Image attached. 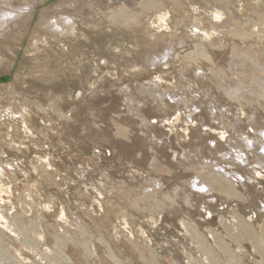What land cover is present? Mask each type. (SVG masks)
Wrapping results in <instances>:
<instances>
[{"label": "rangeland", "instance_id": "1", "mask_svg": "<svg viewBox=\"0 0 264 264\" xmlns=\"http://www.w3.org/2000/svg\"><path fill=\"white\" fill-rule=\"evenodd\" d=\"M59 1L0 27V264H264V0Z\"/></svg>", "mask_w": 264, "mask_h": 264}, {"label": "bare ground", "instance_id": "2", "mask_svg": "<svg viewBox=\"0 0 264 264\" xmlns=\"http://www.w3.org/2000/svg\"><path fill=\"white\" fill-rule=\"evenodd\" d=\"M13 2H14V0H0V27L3 25V24H5V23H7L8 21H11L12 19H17V18H19V16H20V14L22 13V12H24V10H23V8L21 7V6H15L14 4H13ZM103 5V3H102V1L101 0H60L54 7H55V9H54V13L55 12H63L65 9H70V10H72L73 12H87L88 10H91V9H93V8H95V7H98V6H102ZM45 10H47V9H45ZM66 11V10H65ZM68 11V10H67ZM60 14H62V13H60ZM58 15V16H62V15ZM69 15V14H68ZM55 16V15H54ZM58 16H57V18H58ZM74 16V15H73ZM21 17V16H20ZM52 18V17H51ZM50 19V17L47 19H44L43 20V22H44V24H46L50 29H51V31H53V32H59V33H62L63 34V32L65 31V32H69V31H71V26H70V23L72 22V16L70 17V15L69 16H62V17H60V21H62V23L64 24V26L62 25V23H61V25L62 26H58L57 25V23H56V20H55V22H52V21H50L49 20ZM53 19V18H52ZM59 19V18H58ZM77 20V19H76ZM26 21V20H25ZM23 22V21H22ZM73 23V22H72ZM60 25V24H59ZM74 26V25H73ZM75 27V26H74ZM58 34V33H57ZM61 35V34H60ZM246 137H248V136H246ZM245 137V138H246ZM251 137V136H250ZM258 137V136H257ZM259 137H261V136H259ZM263 137V136H262ZM262 137L260 138V139H262ZM251 140L253 139V137L252 138H250ZM257 139V138H256ZM260 139H258V140H260ZM247 140V139H246ZM245 140V141H246ZM249 140V139H248ZM158 141H160L159 139H158ZM250 141V140H249ZM254 141H255V139H254ZM155 142H157V141H155ZM247 142V141H246ZM263 142V141H262ZM261 142V145L263 144ZM251 144V146H252V142H250ZM229 144V143H228ZM248 143H246L245 145H247ZM255 144V143H254ZM244 145V146H245ZM248 146V145H247ZM247 146H245L244 148V150H246L247 151ZM229 147H230V145H229ZM231 147L233 148L234 146H232L231 145ZM249 147V146H248ZM257 148V147H256ZM230 149V148H229ZM228 149V150H229ZM234 149V148H233ZM241 149V148H240ZM255 149V148H254ZM234 150H236V149H234ZM244 150H241L242 152H240V153H242L241 155H243V151ZM248 150H250V148L248 149ZM238 151H239V149H238ZM237 151V152H238ZM245 151V152H246ZM235 152V151H234ZM248 152H252V150L251 151H248ZM227 153H228V151H227ZM239 153V152H238ZM247 153V152H246ZM245 153V154H246ZM264 153V152H263ZM224 154H226V152H224ZM231 154V153H230ZM237 154V153H236ZM249 154V153H248ZM261 154V153H260ZM227 155V154H226ZM238 156V154H237V158L239 159L240 158V160H241V157L242 156ZM224 156V155H223ZM232 156H233V153H232ZM236 156V155H235ZM244 156V155H243ZM263 156V155H262ZM250 157V156H249ZM264 157V156H263ZM262 157V158H263ZM209 158V157H208ZM226 158V157H225ZM232 157L230 156V158L229 159H231ZM246 158V157H245ZM248 158V157H247ZM222 159V158H221ZM223 160H225V159H223ZM234 160L236 161L235 163H238L239 161H237L236 160V158L234 157ZM234 160L232 159V161L234 162ZM246 160V159H245ZM249 160V159H248ZM264 160V159H263ZM207 161V160H206ZM209 161V160H208ZM211 162L213 161L212 159L210 160ZM226 161H227V158H226ZM225 161V162H226ZM203 162H204V160H203ZM200 162L201 163V165L203 166H201V165H199V167H202V168H204L203 170L205 171V174H208L210 171H213V169H211V165L213 166V164H208V165H210L209 167L207 166V164L204 162ZM228 162V161H227ZM229 162H230V160H229ZM241 162V161H240ZM247 162V161H246ZM219 165H220V163H222V162H217ZM247 163H250L249 161L247 162ZM257 163V162H256ZM215 164V166H217L216 165V163H214ZM226 164V163H225ZM232 164H234V163H232ZM240 164V163H239ZM239 164H237V165H235L234 166V168L232 169V170H227L226 169V167L224 166V165H220V166H218V168L215 170L214 169V172L216 173V174H220V176L221 175H223L224 177H227L228 179H226V180H230L232 183L231 184H233V182L234 183H237L238 182V180H240V179H236V177H235V174L236 175H238V176H241L242 174H243V172L245 171H243V172H240V170H239V167L241 168V164H240V166L238 167V165ZM246 164V163H245ZM264 164V163H263ZM257 165H258V163H257ZM257 165H256V167H257ZM259 165H260V163H259ZM228 166L230 167V166H232L231 165V162H230V165L228 164ZM243 166H244V164H243ZM242 166V167H243ZM261 166V165H260ZM249 167V166H248ZM252 167V166H251ZM255 167V166H254ZM255 167V168H256ZM213 168V167H212ZM232 168V167H231ZM253 168V167H252ZM198 169V168H197ZM243 169V168H242ZM241 169V170H242ZM245 169H248V168H245ZM251 169V168H250ZM252 170V169H251ZM201 171H202V169H201ZM232 171V172H231ZM248 171V170H247ZM256 171V170H255ZM251 172H254V170L253 171H251ZM257 172H259V171H257ZM257 172H254V173H256L257 174ZM232 173V174H231ZM246 173V172H245ZM255 174V175H256ZM250 176H251V174H249ZM248 175V176H249ZM254 175V174H253ZM257 176H258V174H257ZM242 177V176H241ZM244 177H245V175H244ZM252 177V176H251ZM250 177V178H251ZM255 177V176H254ZM259 177H260V175H259ZM243 178V177H242ZM241 178V179H242ZM249 178V177H248ZM253 178V177H252ZM257 178L258 177H256L255 179H256V182H257ZM195 179V178H194ZM197 179H198V176H197ZM244 179V178H243ZM192 180V179H191ZM259 180V179H258ZM261 180V179H260ZM185 181V180H184ZM242 181V180H241ZM187 182V181H186ZM185 182V183H186ZM189 182H190V180H189ZM244 182V181H243ZM249 182H251V180L249 181ZM254 183V184H257V183ZM263 182V181H262ZM188 183V182H187ZM239 183V182H238ZM246 183L248 184V182H247V180H246ZM246 183H244V184H246ZM252 183V184H253ZM259 183H260V185H262L261 184V182L259 181ZM185 185V184H184ZM192 185L194 186V187H196L197 189H203V188H206V192H208L209 190H211L210 189V186L208 185V184H205L202 180H200L199 179V181L198 182H194V183H192ZM243 185V184H242ZM251 185V184H250ZM249 185V186H250ZM189 186V185H188ZM247 186V185H246ZM189 187H191V186H189ZM252 187L254 188V186L252 185ZM251 187V188H252ZM263 187V186H262ZM262 187H259L258 186V188H261L262 189ZM188 189V188H187ZM190 189V188H189ZM188 189V190H189ZM192 189V188H191ZM246 190H247V188H245ZM256 189V188H255ZM264 189V188H263ZM195 190V189H194ZM204 190V189H203ZM239 190V189H238ZM249 190V189H248ZM247 190V191H248ZM251 191L253 190V189H250ZM259 190V189H258ZM181 191V190H180ZM183 191V190H182ZM190 191V190H189ZM192 191V190H191ZM243 191H244V188H243ZM193 192V191H192ZM246 192V191H245ZM250 192V191H249ZM248 192V193H249ZM253 192V191H252ZM259 192H261V191H259ZM195 193H197V191H195ZM202 193V192H201ZM210 193V192H209ZM240 193H242V192H240ZM244 193V192H243ZM251 193V192H250ZM255 193V192H254ZM253 193V194H254ZM258 193V192H257ZM189 194H190V192H189ZM192 194V193H191ZM190 194V195H191ZM199 194V193H198ZM204 194H205V192H204ZM246 194V193H245ZM189 195V196H190ZM196 197H194L193 195V198L192 199H194V198H197V195L196 194H194ZM201 196H202V194H200ZM242 196H244V194H241ZM240 195V196H241ZM246 195H248V194H246ZM185 196H188V195H185ZM188 196V197H189ZM191 196V197H192ZM238 196V195H237ZM240 196H238V197H240ZM249 196V195H248ZM250 197H252V196H250ZM244 198V197H243ZM247 198V200H248V197L246 196L245 197V199ZM260 198V197H259ZM262 198V197H261ZM189 199V198H188ZM253 199V198H252ZM195 200V199H194ZM210 200V199H209ZM212 200H213V198H212ZM244 200V199H243ZM249 201H251V198H250V200ZM261 202L263 201V200H260ZM211 202V201H210ZM213 202V201H212ZM254 202V201H253ZM264 202V201H263ZM211 204V203H210ZM243 204V203H242ZM248 204V203H247ZM255 204H256V202H255ZM256 205H258V204H256ZM262 205V204H261ZM264 205V204H263ZM241 206H243V205H241ZM237 207V206H236ZM246 207V206H245ZM261 207V206H260ZM237 208H239V207H237ZM243 208V207H242ZM248 208V207H247ZM258 208V207H257ZM262 208V207H261ZM241 209V208H240ZM244 210V209H243ZM259 211H261V209L259 210ZM257 212V211H256ZM263 212V211H262ZM255 213V212H254ZM259 213V212H258Z\"/></svg>", "mask_w": 264, "mask_h": 264}]
</instances>
